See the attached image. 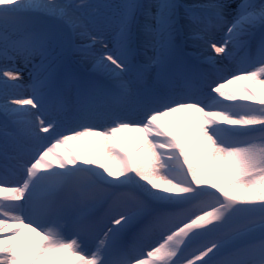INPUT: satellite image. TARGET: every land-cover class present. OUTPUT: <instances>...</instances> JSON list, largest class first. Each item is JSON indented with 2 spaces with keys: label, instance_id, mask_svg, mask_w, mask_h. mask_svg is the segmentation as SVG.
Segmentation results:
<instances>
[{
  "label": "snow or ice",
  "instance_id": "6c2138e0",
  "mask_svg": "<svg viewBox=\"0 0 264 264\" xmlns=\"http://www.w3.org/2000/svg\"><path fill=\"white\" fill-rule=\"evenodd\" d=\"M88 7L101 6L0 0V58L6 61L0 84L20 87L15 60L21 57L31 65L32 81L30 96H5L0 104V264H264V0L183 6L187 27L214 54L231 56L232 49L256 42V54L245 59L249 67L224 82L197 77L186 63L175 42L182 6L172 0L157 5L151 31L158 40L145 62L136 59L133 32L140 5L105 6L120 10L107 40L91 30ZM195 7L210 9L219 22L231 17L226 36L211 37ZM37 14L67 32L70 49L54 30L21 32L22 21ZM70 53L90 61L106 83L89 84L72 72ZM66 80L76 88L79 115L87 116L99 90L139 108L144 119L115 117L103 130L83 124L61 131L63 122L48 112L46 90L60 94ZM232 84L244 95L227 90ZM189 112L182 123L177 114ZM125 133L139 134L131 150ZM85 137L104 141L95 158L87 149L83 157L58 151ZM25 145H31L27 159ZM20 169V179H8ZM125 190L126 210L106 224L74 211ZM132 228L137 244L130 250L123 234ZM206 237L216 238L189 253ZM90 242L94 248L87 251ZM225 252L227 258L218 259Z\"/></svg>",
  "mask_w": 264,
  "mask_h": 264
},
{
  "label": "bare ground",
  "instance_id": "6f19581e",
  "mask_svg": "<svg viewBox=\"0 0 264 264\" xmlns=\"http://www.w3.org/2000/svg\"><path fill=\"white\" fill-rule=\"evenodd\" d=\"M195 1L196 0H172L173 3H176L178 5L182 6L181 9V18H180V22H185V24L183 23L182 25V29L185 31L186 34H188L187 37V50H189L190 52H195L197 55V58L199 60H203L205 62L207 61V57H209L210 55H215L216 56V60L214 63H209V65L212 66H216L222 69V72H224V74L222 76H218V79H223V82L228 79L231 78L234 74H239L237 71L239 70V66L242 65L244 57L242 56L241 52H239V48H235L232 49V54L231 56H227L225 54H214L212 52V50L207 46V44L205 42H202L200 40H198L197 36L187 27V25L190 23V21H188L186 19L187 15L185 14V11L183 10V5H187V6H195ZM205 1H209V0H205ZM58 2H62V0H58ZM72 3L75 4H87L90 6H101L99 8L96 7H88L86 9H84V12L86 13L87 17H89L92 20V24L90 25L91 30L94 33H97L100 39L103 40H107L110 39L113 32H114V28L116 26V21L114 22V18L112 17V19H109V14L110 15H115V13L118 11H120L118 8L115 7H105V6H115V5H120L123 4L122 0H72ZM132 2H135L136 4H140L143 3L144 6L142 8L141 11V19L139 21V31L138 33V43H139V53H140V59H144V56L147 57V59L149 57H152L155 54V50L153 45H155L157 43L158 37L155 36V33L153 31H151V29H154L156 26V16L158 13V8L157 5H159L161 2H163V0H134ZM217 2H225V0H219ZM99 3H104V5H101ZM209 4H212L209 3ZM204 5H208V2H206ZM102 8V9H101ZM208 10V9H206ZM210 10V9H209ZM113 14H111V12H113ZM105 13V14H103ZM118 14V13H117ZM41 17V15H31L29 17H27V22L31 23L28 24L29 28L27 29H31V30H47V28L45 27L46 25H53L51 22H45V21H39L38 17ZM213 21L211 23H206L207 24V28H208V33L211 37H213L216 40H221L222 38H224L226 36L225 32L223 33L221 30L222 26L224 24V22H219L215 19V17L211 14ZM111 18V16H110ZM118 19V18H117ZM189 19V18H188ZM231 19V17H226L225 21ZM49 29V28H48ZM21 32L23 31V29H21ZM25 30V29H24ZM143 30V31H142ZM202 35V34H200ZM195 36L196 39L191 37ZM64 37H66V40L68 41L64 46L66 49H69V44H71V40L69 39V37L67 35H64ZM190 37V39H189ZM258 37V35H257ZM183 39V38H182ZM175 42H177V38L175 40ZM76 44L80 43L79 39L75 40ZM256 42L252 41L251 44V53L256 51ZM97 47H99V45H97ZM231 47V45H230ZM242 51V49L240 50ZM79 54V53H78ZM80 55V54H79ZM70 56H72V53H70ZM252 56V55H251ZM83 60H85L87 63H89V65H92V63L86 59H84L82 57ZM0 60L3 59L0 58ZM146 61V60H145ZM144 61V62H145ZM71 67L73 69H79L82 72L85 71H89V73L93 72V67L91 66H87L84 65L80 62H73V56H72V60H71ZM218 63V64H215ZM6 64V63H5ZM4 63L0 64V67H4ZM15 66L19 67L21 69V74L22 76H26V73H29L30 69H31V65H28L27 67L25 66V61L23 60V58H17L15 60ZM70 68V70L72 71L73 69ZM207 70V69H206ZM209 70V69H208ZM90 79V78H89ZM96 79H90L89 84H93L95 83ZM14 84H16L17 82L12 81ZM20 84V81L18 82ZM244 84H248L249 82L244 81L242 82ZM97 84V83H95ZM99 84V83H98ZM101 84V83H100ZM28 85V84H26ZM26 85H22L20 84V87H14L17 91L13 92L10 90H5L2 91L0 93V104H3L5 102L4 97L8 96L9 98H16V97H28L30 96L31 92H32V88L30 87H26ZM13 88V86L11 85H0V88ZM229 91H233L235 92L238 96H243L244 93L242 91V89L240 88L239 84H232L229 85V88L227 89ZM66 93L67 96H69L68 100H66V110H57L56 106H48V112L56 114L59 119L63 122V130L67 131L68 129L71 128H77L80 124H92V125H96L98 127L99 130H103L104 128L110 126L113 122H114V118H107V119H103V114L105 113H116L118 110L120 109H116V110H112L109 109L108 107L111 105V102L114 104L115 102L112 100L113 97L110 95H107L106 93L102 92V91H97L94 97V100L92 102V106L90 108H88V114L86 117L81 116L78 114V108H79V103L77 101V94H76V88L73 84H71L69 81L66 80ZM223 100V98H220ZM127 104V103H125ZM131 112H127L126 114H123L121 116H119L120 118L123 119H127V120H131V121H141L144 119L143 116V112L139 109L134 107L131 104H128V107L124 108V110H120V111H130ZM102 112H105L102 114ZM2 113V112H1ZM181 120V122H187L188 119H190L191 117V113H179L177 114ZM0 123H2V125L4 126V119H2L0 117ZM163 123V121H162ZM79 124V125H78ZM165 127H167V125H165ZM11 128V127H10ZM41 135H47L45 133H41ZM126 139L129 140V149L131 150L132 146L135 144V142L138 139L139 134L137 133H125L124 134ZM104 143V141L102 140V138L99 137H85L82 140L79 141H69L67 148L65 147H61L60 149H58L59 152H61L64 155L68 154V150H71L72 152H74L75 155L83 157L84 155V150L87 149L93 156V158H95L96 156V150L97 148H99L102 144ZM31 151V145H25L24 147V152L23 155L25 157V159L30 158L29 153ZM78 163H83L82 160L78 161ZM85 167H94L97 169V171H103L102 169L99 168L98 165H85ZM22 176L21 174H18V176H16V178H12L11 180H18L20 179V177ZM142 183H146L141 181ZM125 193V192H124ZM116 201H119V199H117ZM121 208L118 209V212L114 213L112 215V217H117L118 213L123 212L126 210V206L122 205L120 206ZM86 208H83L82 210L84 211ZM89 209V207L87 208ZM81 211V210H80ZM109 213V212H108ZM26 222V221H25ZM103 223H107L104 222V220H102ZM110 226H114L116 228L119 227V225H110ZM33 227H35V225H33ZM138 231V230H137ZM137 231H135L137 233ZM134 232V233H135ZM7 235V234H5ZM34 235V234H33ZM136 238V237H135ZM211 237H206V238H202L201 241H198L196 244H194L193 246L195 247H199L200 243H204L207 242L208 239H210ZM216 238V237H214ZM128 242H132L131 240V236L127 239ZM137 244L136 239H134L133 244L130 245L128 248L131 250L133 247H135ZM94 248V244L93 243H89L87 246V251H90ZM222 256V255H221ZM218 257V259H225L227 258V255H223L222 257ZM199 264V262H198Z\"/></svg>",
  "mask_w": 264,
  "mask_h": 264
},
{
  "label": "rangeland",
  "instance_id": "374dc122",
  "mask_svg": "<svg viewBox=\"0 0 264 264\" xmlns=\"http://www.w3.org/2000/svg\"><path fill=\"white\" fill-rule=\"evenodd\" d=\"M72 1V0H71ZM105 1H107V0H105ZM217 1H219V0H209V1H205V0H196L195 1V5H204L206 2H208V4L209 3H217ZM62 2H67V0H62ZM127 2V0L124 2V3H126ZM261 2V0H254V3H260ZM99 4H101V3H99ZM101 5H104V3H102ZM112 8V7H111ZM100 9V8H99ZM102 9V8H101ZM193 10V12L196 14V15H198V16H202V17H204V19H205V23H211L212 21H213V19H212V16H211V10H206V9H204V8H200V7H195V8H193L192 9ZM114 13V11L113 12H111V14H113ZM117 13H119L118 11L115 13V15L113 14V15H110L109 14V19H112V17H115L113 20H114V22L117 20V18H118V14ZM103 14H105V13H103ZM110 16H111V18H110ZM186 19L189 21V19H188V16L186 17ZM230 20V19H229ZM23 23H26L25 21H22V23L21 24H23ZM184 24H185V22H183ZM25 28H27V27H25ZM115 29V28H114ZM222 29L223 30H221L223 33L225 32V34H226V21L224 22V24H223V26H222ZM143 31V30H142ZM202 35H203V33H201ZM187 37H188V34H187ZM192 38L194 39H196V37L195 36H193V37H191V40H192ZM189 39H190V37H189ZM76 40V39H75ZM198 40H200V39H198ZM200 41H202V42H204L203 40H200ZM68 41L65 39V37H63V39L62 40H60V43L62 44V45H64L65 46V44L67 43ZM72 40H71V44H69L68 46H70V48H71V45H72ZM75 42V41H74ZM72 56H73V60H75L76 62H80V63H82V64H84V65H87V66H91V67H93V65H89V63H87L85 60H83L82 59V57L78 54V53H72ZM145 60H147V57L146 56H144V61ZM1 63H4V65H5V63H6V61H4L3 60V62H2V60H0V64ZM216 64H218V63H216ZM240 68H239V70L237 71L239 74L241 73V71L243 70V69H245V68H247L248 67V65L245 63V60H243V63H242V65H240L239 66ZM17 68H19V67H17ZM217 68V69H216ZM215 68V72H213V73H208L207 75H208V77H207V79H209V80H213V81H218V82H223V79H216V78H214V75H215V73H217V74H219V76H222L223 74H224V72H222V69L221 68H219V67H216ZM20 69V68H19ZM21 70V69H20ZM213 71H214V69H213ZM31 83H32V81H31V78H30V76L28 75V73H27V75L26 76H22V79H21V81H20V84H22V85H26V84H28V85H26V87H30L31 86ZM7 91V90H10V92L12 91L13 92V90L14 91H17L14 87L13 88H7V89H4V88H0V93L2 92V91ZM128 107V106H127ZM124 108L125 107H122V109L124 110ZM122 109H120V110H122ZM120 110H118L116 113H105V114H103V119H107V118H115V117H119V116H121V115H123V114H126L127 112L129 113V112H131L132 110H130V111H120ZM33 111H35V109H33ZM0 117L2 118V119H4V116H3V113H1L0 112ZM0 128L3 130V127H2V124H0ZM9 132H10V130H8ZM20 171V172H19ZM23 174V170L22 169H20V170H18V171H16L15 172V174H14V176L15 175H18V174ZM16 177V176H15ZM214 237H211L210 239H213Z\"/></svg>",
  "mask_w": 264,
  "mask_h": 264
}]
</instances>
